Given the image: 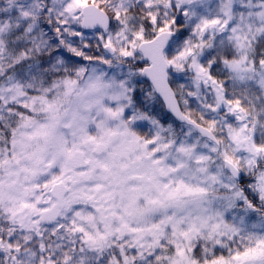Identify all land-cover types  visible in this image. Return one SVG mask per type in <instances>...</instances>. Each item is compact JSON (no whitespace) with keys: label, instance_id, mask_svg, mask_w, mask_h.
Wrapping results in <instances>:
<instances>
[{"label":"snow or ice","instance_id":"snow-or-ice-1","mask_svg":"<svg viewBox=\"0 0 264 264\" xmlns=\"http://www.w3.org/2000/svg\"><path fill=\"white\" fill-rule=\"evenodd\" d=\"M0 264H264V0H0Z\"/></svg>","mask_w":264,"mask_h":264},{"label":"trees","instance_id":"trees-1","mask_svg":"<svg viewBox=\"0 0 264 264\" xmlns=\"http://www.w3.org/2000/svg\"><path fill=\"white\" fill-rule=\"evenodd\" d=\"M160 110V106L159 105H157V111H159Z\"/></svg>","mask_w":264,"mask_h":264}]
</instances>
